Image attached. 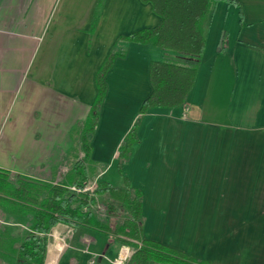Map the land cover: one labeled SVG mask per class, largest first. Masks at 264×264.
Returning a JSON list of instances; mask_svg holds the SVG:
<instances>
[{
    "label": "crops",
    "instance_id": "crops-1",
    "mask_svg": "<svg viewBox=\"0 0 264 264\" xmlns=\"http://www.w3.org/2000/svg\"><path fill=\"white\" fill-rule=\"evenodd\" d=\"M157 22L142 0H0V170L13 186L61 183L80 161L89 183L141 192L143 239L210 264H264V0H218L184 103L140 113L152 61L194 62L124 38ZM135 122L138 142L118 160ZM30 208L0 193V264L23 262ZM36 235L43 264H116L133 249L82 224Z\"/></svg>",
    "mask_w": 264,
    "mask_h": 264
},
{
    "label": "trees",
    "instance_id": "trees-1",
    "mask_svg": "<svg viewBox=\"0 0 264 264\" xmlns=\"http://www.w3.org/2000/svg\"><path fill=\"white\" fill-rule=\"evenodd\" d=\"M150 4L158 16L153 27L133 31L124 38L139 43L160 47L168 52L184 55L194 60L191 65L167 61H152L149 66L151 93L143 101L140 113L150 108L173 109L181 106L196 75L197 60L204 48V22L211 18L218 0H142ZM111 59H106L96 79L97 101L85 123L91 129L96 123L99 104L105 90L104 72ZM135 122L118 146V160L126 158L133 144L138 142ZM87 148L86 143H84ZM86 161L84 157L83 162ZM86 169L77 161L61 183H47L34 179H18L16 186L8 180L7 173L0 170V193L28 200L32 206L31 231L25 236L18 250L21 264H43L44 244L36 233H48L53 226L63 223L70 227L92 226L100 231L120 234L132 251L126 264H210L197 261L180 250L161 243L143 239L141 192L128 186H111L103 180H96L95 186H88ZM80 191H73L71 188ZM103 213L112 220L97 215L98 199Z\"/></svg>",
    "mask_w": 264,
    "mask_h": 264
},
{
    "label": "built area",
    "instance_id": "built-area-1",
    "mask_svg": "<svg viewBox=\"0 0 264 264\" xmlns=\"http://www.w3.org/2000/svg\"><path fill=\"white\" fill-rule=\"evenodd\" d=\"M90 187L91 186H85V187H83L81 189V191H87V190H89ZM71 189L73 191H76V192L80 191V189L74 188V187H72ZM129 254H130V251L128 249H126V248L121 249L119 251L116 259L114 260L115 263L116 264H126V260L128 259ZM87 264H96V263H95V260L94 259H90ZM155 264H159V263H155Z\"/></svg>",
    "mask_w": 264,
    "mask_h": 264
},
{
    "label": "rangeland",
    "instance_id": "rangeland-1",
    "mask_svg": "<svg viewBox=\"0 0 264 264\" xmlns=\"http://www.w3.org/2000/svg\"><path fill=\"white\" fill-rule=\"evenodd\" d=\"M140 108H141V107H140ZM140 108H139V110H140ZM129 130H130V129H129ZM107 177L111 178L109 174L107 175ZM107 177H106V178H107ZM113 178H114V177H113ZM104 179H105V177H104ZM88 183H89V182H88ZM94 183H95V181H94ZM94 183H93V184L89 183V186H90V185H92V186L89 188V190H87L88 192L92 189L93 186H95ZM112 186H115V185H112ZM98 200H99L98 203H100V201H101V200H100V197H99ZM100 208H101V204H100ZM103 208H104V207H103ZM99 210H100V209H99ZM131 251H132V249H131ZM189 257H190V256H189ZM191 258H192V257H191ZM159 264H163V263H159Z\"/></svg>",
    "mask_w": 264,
    "mask_h": 264
},
{
    "label": "water",
    "instance_id": "water-1",
    "mask_svg": "<svg viewBox=\"0 0 264 264\" xmlns=\"http://www.w3.org/2000/svg\"><path fill=\"white\" fill-rule=\"evenodd\" d=\"M221 43V39H220V42H219V44Z\"/></svg>",
    "mask_w": 264,
    "mask_h": 264
}]
</instances>
